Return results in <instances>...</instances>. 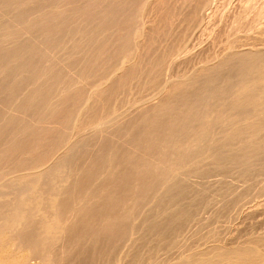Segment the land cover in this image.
I'll use <instances>...</instances> for the list:
<instances>
[{"label": "bare ground", "instance_id": "6f19581e", "mask_svg": "<svg viewBox=\"0 0 264 264\" xmlns=\"http://www.w3.org/2000/svg\"><path fill=\"white\" fill-rule=\"evenodd\" d=\"M262 220L264 0H0V264H264Z\"/></svg>", "mask_w": 264, "mask_h": 264}, {"label": "rangeland", "instance_id": "374dc122", "mask_svg": "<svg viewBox=\"0 0 264 264\" xmlns=\"http://www.w3.org/2000/svg\"><path fill=\"white\" fill-rule=\"evenodd\" d=\"M230 220V219H229ZM231 222H232V220H230ZM230 221H228V223H229V225L231 226V225H233V222H232V224H230L231 222ZM263 221V223H264V220H262ZM262 221H261V223H259L258 225L256 224H252V225H249L250 227H249V231H253V232H255V233H260V232H262L263 230H264V224L262 223ZM252 226V227H251ZM251 229V230H250ZM257 230H258V232H257Z\"/></svg>", "mask_w": 264, "mask_h": 264}]
</instances>
